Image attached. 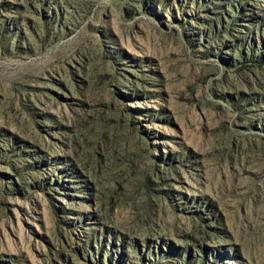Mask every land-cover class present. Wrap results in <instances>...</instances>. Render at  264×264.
I'll return each instance as SVG.
<instances>
[{
  "label": "rangeland",
  "instance_id": "rangeland-1",
  "mask_svg": "<svg viewBox=\"0 0 264 264\" xmlns=\"http://www.w3.org/2000/svg\"><path fill=\"white\" fill-rule=\"evenodd\" d=\"M0 264H264V0H0Z\"/></svg>",
  "mask_w": 264,
  "mask_h": 264
}]
</instances>
